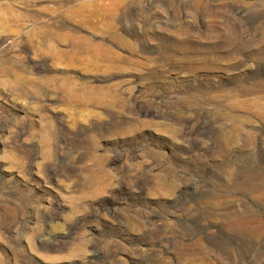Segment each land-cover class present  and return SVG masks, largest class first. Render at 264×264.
<instances>
[{
	"label": "rangeland",
	"instance_id": "rangeland-1",
	"mask_svg": "<svg viewBox=\"0 0 264 264\" xmlns=\"http://www.w3.org/2000/svg\"><path fill=\"white\" fill-rule=\"evenodd\" d=\"M0 264H264V0H0Z\"/></svg>",
	"mask_w": 264,
	"mask_h": 264
}]
</instances>
